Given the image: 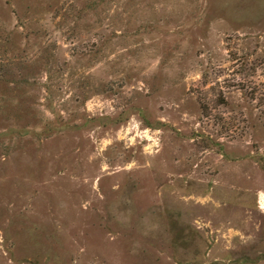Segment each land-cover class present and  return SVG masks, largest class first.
<instances>
[{
	"label": "rangeland",
	"instance_id": "rangeland-1",
	"mask_svg": "<svg viewBox=\"0 0 264 264\" xmlns=\"http://www.w3.org/2000/svg\"><path fill=\"white\" fill-rule=\"evenodd\" d=\"M0 264H264V0H0Z\"/></svg>",
	"mask_w": 264,
	"mask_h": 264
}]
</instances>
